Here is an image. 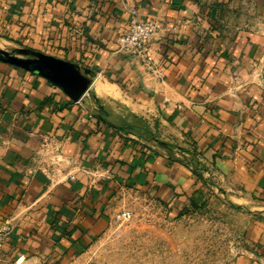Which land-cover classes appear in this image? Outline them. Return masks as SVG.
Listing matches in <instances>:
<instances>
[{
  "label": "crops",
  "instance_id": "1",
  "mask_svg": "<svg viewBox=\"0 0 264 264\" xmlns=\"http://www.w3.org/2000/svg\"><path fill=\"white\" fill-rule=\"evenodd\" d=\"M127 8L161 23L163 76L119 51ZM0 50L92 79L74 102L0 60V264L70 263L124 187L174 207L222 191L254 214L235 264H264V0H0Z\"/></svg>",
  "mask_w": 264,
  "mask_h": 264
},
{
  "label": "rangeland",
  "instance_id": "2",
  "mask_svg": "<svg viewBox=\"0 0 264 264\" xmlns=\"http://www.w3.org/2000/svg\"><path fill=\"white\" fill-rule=\"evenodd\" d=\"M207 192L204 199L174 207L124 187L111 203L110 230L68 264H235L250 246L254 214L220 190ZM124 211L131 217L119 222Z\"/></svg>",
  "mask_w": 264,
  "mask_h": 264
},
{
  "label": "built area",
  "instance_id": "3",
  "mask_svg": "<svg viewBox=\"0 0 264 264\" xmlns=\"http://www.w3.org/2000/svg\"><path fill=\"white\" fill-rule=\"evenodd\" d=\"M127 9L131 12L132 18L128 21L118 38L119 51L138 58L148 72L156 74L159 77L163 76V72L157 66L153 48L154 38L162 30L161 23L154 19H139L138 12L135 9ZM86 96H89V93ZM130 217L131 213L124 211L117 215V220L124 222L130 219ZM13 229L14 222L11 217L6 218L0 223V251ZM25 260V256H20L16 264H23Z\"/></svg>",
  "mask_w": 264,
  "mask_h": 264
},
{
  "label": "water",
  "instance_id": "4",
  "mask_svg": "<svg viewBox=\"0 0 264 264\" xmlns=\"http://www.w3.org/2000/svg\"><path fill=\"white\" fill-rule=\"evenodd\" d=\"M19 57L0 50V60L43 75L60 87L74 102H80L89 93L92 79L80 67L69 61L31 50L20 52Z\"/></svg>",
  "mask_w": 264,
  "mask_h": 264
}]
</instances>
